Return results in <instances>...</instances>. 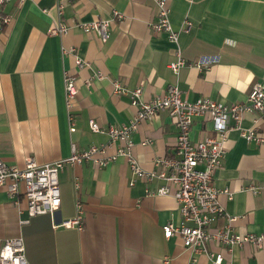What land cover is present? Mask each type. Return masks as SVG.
<instances>
[{
	"label": "crops",
	"instance_id": "obj_1",
	"mask_svg": "<svg viewBox=\"0 0 264 264\" xmlns=\"http://www.w3.org/2000/svg\"><path fill=\"white\" fill-rule=\"evenodd\" d=\"M168 3L175 30L185 19L192 22L188 32L179 33L177 45L149 28L156 19L151 0H9L0 5V16L10 18L8 24L0 22V158L22 168L27 158L38 164L66 158L72 144L78 151L104 144L114 152L105 133L88 127L90 119L101 128L118 126L136 112L127 94L113 93L110 79L129 92L141 86L143 101L175 84L188 101L207 97L226 104L245 102L253 84L264 82V0ZM114 12L122 19L110 22L106 42L80 28L110 19ZM57 21L69 27L66 34L49 33ZM177 46L187 65L174 74L168 64ZM62 47H74L89 66L77 68ZM201 58L210 61L198 68ZM64 71L76 77L73 132L65 108ZM96 72L105 78H93ZM257 117L247 114L242 127L256 128L264 138V118ZM176 134L165 112L140 122L131 137L141 168L155 170L157 158H172ZM215 135L210 122L193 119L192 141ZM145 140L151 142L143 144ZM225 149L212 184L231 198L220 193L218 201L235 218L233 233L264 237V142H247L233 129ZM163 183L136 179L123 158L104 167L91 162L66 166L59 174V209L53 216L31 217L27 224L20 223L26 218L23 196L17 205L0 188V240L22 238L29 264H212L205 252L186 249L179 236L164 237L162 227L167 222L179 225L182 219L173 196L146 194L147 188ZM251 187L258 189L253 193ZM77 200L83 205V229L54 227L75 216ZM227 223L226 217L218 218L209 229H223ZM205 248L222 254L229 264H264V240L260 246L231 248L211 240Z\"/></svg>",
	"mask_w": 264,
	"mask_h": 264
},
{
	"label": "built area",
	"instance_id": "obj_2",
	"mask_svg": "<svg viewBox=\"0 0 264 264\" xmlns=\"http://www.w3.org/2000/svg\"><path fill=\"white\" fill-rule=\"evenodd\" d=\"M7 1L9 0H0V5ZM151 1L156 19L149 23V28L154 33H164L169 42L177 45L179 33L188 32L192 27V22L185 19L181 28L178 31L175 30L169 19L168 0ZM56 11L60 16L63 13V4H57ZM121 19L122 14L114 12L110 19H97L81 24L80 28L85 33H95L102 42H106L110 38V22ZM9 21V17L0 16V22L3 24H8ZM68 31L69 27L66 24L57 21L51 25L49 33L63 35ZM61 53L72 56L79 69L89 66L79 57L74 47H62ZM174 54L175 59L168 64V68L176 74L187 63L178 46ZM209 61L206 58H201L196 66L200 68ZM93 78L101 80L105 76L96 72ZM91 79L86 81L87 85L90 84ZM110 84L113 87V93L127 94L131 105L136 107L133 118L118 126L101 128L93 119L88 120L91 132L105 133L109 137L110 145L114 146V152L109 153L107 145L104 144L92 145L82 151L76 150L75 145L72 144L71 153L66 158L45 164H38L33 158H27L22 168L9 165L0 158V188L6 189L7 195L15 204L18 205L19 196H23L26 202V218L20 220V223L27 224L30 218L36 215L49 214L53 216L59 209L61 203L59 174L66 166L91 162L98 167H104L118 158H123L136 179L149 185L156 181L164 182L154 189L147 188L148 196L171 195L176 200L182 221L179 225L167 222L162 227L165 238L168 239L173 235L179 236L186 249L194 253L205 252L212 264L229 263L223 260L220 253H207L205 244L211 240L230 248L246 243L260 246L264 237L232 232L231 223L235 218L227 216L224 207L218 201L220 193L227 194L229 199L231 194L226 189L218 190L213 186L212 180L215 172L222 166L226 153L225 141L229 131L238 129L241 137L247 142L256 144L264 142V138L257 134L256 128L242 127V121L247 114H258L259 117L256 120L264 118V82L253 84L245 102L232 104L207 97L188 101L175 84H169L164 94L143 101L140 99L141 86L129 92L121 86L118 80L110 79ZM63 85L67 121L70 132H73L75 130L73 103L77 94L76 77L68 71H64ZM161 112H165L172 118L176 126L174 156L172 158H157L154 161L155 170H144L132 154L131 136L140 122L151 121ZM194 118L210 122L216 135L192 141L190 130ZM150 142V140H145L142 143L149 144ZM75 187L78 188V183H75ZM257 189V187L250 188L253 193ZM75 209L76 214L73 218L61 221L58 225L54 224V227L81 231L84 219L83 205L79 200L75 203ZM225 217L228 223L223 229H209V226L218 218ZM0 264H29L22 238L0 240Z\"/></svg>",
	"mask_w": 264,
	"mask_h": 264
}]
</instances>
